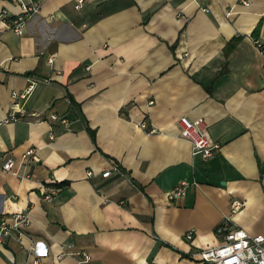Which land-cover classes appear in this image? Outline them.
<instances>
[{"label":"crops","instance_id":"1","mask_svg":"<svg viewBox=\"0 0 264 264\" xmlns=\"http://www.w3.org/2000/svg\"><path fill=\"white\" fill-rule=\"evenodd\" d=\"M75 3L42 0L22 34L0 31V161L15 159L0 168V220L29 217L0 264H201L226 216L264 235V56L251 39L264 40V0ZM182 115L204 120L220 143L211 156L192 153ZM113 163L123 174L101 176ZM41 185L60 189L47 200Z\"/></svg>","mask_w":264,"mask_h":264},{"label":"built area","instance_id":"2","mask_svg":"<svg viewBox=\"0 0 264 264\" xmlns=\"http://www.w3.org/2000/svg\"><path fill=\"white\" fill-rule=\"evenodd\" d=\"M19 6V12L14 16H8L3 10L0 12V31L2 29H11L17 34H22L26 23L30 17L38 13L41 6L42 0H12ZM199 1V0H197ZM82 0H76L75 7L80 8ZM205 8V7H204ZM203 8V9H204ZM53 17L52 13L47 15L45 22H43V28L49 29L50 19ZM252 41L256 47L264 56V40L252 37ZM42 52V50H39ZM53 55L47 57L48 62H52ZM29 84L23 91H11V98L13 99L11 109V119H15L14 111L21 110L18 100H14L19 97L25 98L27 94L34 87V79L29 77ZM51 117L59 118L61 122H66V118L57 114L51 113ZM180 127V135L186 138L191 144V150L193 154H199L200 156L207 158L211 156L216 149H218L220 143L211 138L209 131L207 130L206 124L201 117L188 118L187 116H180L178 118ZM139 125L146 128V123L141 121ZM155 127L147 128L148 132H156ZM33 148H27L21 157L27 158L33 156ZM15 164V159L12 156H7L3 161H0V168L3 170H11ZM88 176L93 175L92 170H87ZM112 174H123L122 169L117 163H113L110 167H107L100 171V175L108 177ZM195 184V182H192ZM189 185L187 180H180L168 193L169 199L175 200L182 197L186 188ZM44 191V198L47 200L52 199L54 192L60 189L58 186H51L46 191L45 185H41ZM240 201H235L232 206V210L239 207ZM29 217L26 211H17L12 215V221L7 222L4 219L0 220V243H3L7 237H10L12 233L15 235L17 240H21L24 231L23 225L27 224ZM214 232L220 237L216 245L208 246L199 249V260L201 264H264V235L263 234H249L245 229L239 226L233 225L230 217L226 216L222 218L214 228ZM185 238L191 239L193 232L188 229L184 233ZM31 248V247H30ZM64 253H59L62 256ZM69 254H79L83 257H88L89 254L86 251H72ZM28 264V263H27ZM29 264H43L41 255H34ZM165 264V263H160Z\"/></svg>","mask_w":264,"mask_h":264},{"label":"trees","instance_id":"3","mask_svg":"<svg viewBox=\"0 0 264 264\" xmlns=\"http://www.w3.org/2000/svg\"><path fill=\"white\" fill-rule=\"evenodd\" d=\"M91 135H93L94 136V132L91 130ZM66 181H61V182H58V183H56V185H61L62 183H65Z\"/></svg>","mask_w":264,"mask_h":264}]
</instances>
